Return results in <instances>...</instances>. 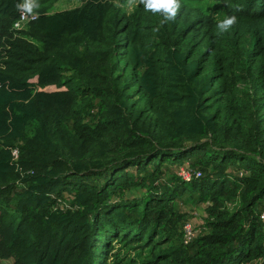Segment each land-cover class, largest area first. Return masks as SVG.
Returning a JSON list of instances; mask_svg holds the SVG:
<instances>
[{"label": "trees", "instance_id": "obj_1", "mask_svg": "<svg viewBox=\"0 0 264 264\" xmlns=\"http://www.w3.org/2000/svg\"><path fill=\"white\" fill-rule=\"evenodd\" d=\"M57 1L0 0V258L264 264V0Z\"/></svg>", "mask_w": 264, "mask_h": 264}, {"label": "rangeland", "instance_id": "obj_2", "mask_svg": "<svg viewBox=\"0 0 264 264\" xmlns=\"http://www.w3.org/2000/svg\"><path fill=\"white\" fill-rule=\"evenodd\" d=\"M81 1L82 0H58L55 3V5L53 6L52 10L53 11L54 10H62V9L71 8L74 6H79L82 3ZM136 2H137V0H128L127 3H125L123 5V8L125 9L126 12L131 13L136 6ZM20 28H23V25H21ZM182 209L189 211V213H190V210L194 211V213H191L190 221L183 225L184 241L185 242H191L199 234V230H200L199 227L203 222L202 221L203 215L202 216L199 215L198 212L201 213V211L195 210V208L191 209V207L188 208L186 206H183ZM188 228L191 229V235L189 237H187L188 236V234H187ZM131 255L135 259L133 262H129V258H124L123 260H120V258L116 259L115 256H113L112 257V264H117L116 260L121 261L119 264H141L140 259L138 258L137 255L134 254V252H132ZM13 262H14L13 258H10V259L0 258V264H13Z\"/></svg>", "mask_w": 264, "mask_h": 264}, {"label": "built area", "instance_id": "obj_3", "mask_svg": "<svg viewBox=\"0 0 264 264\" xmlns=\"http://www.w3.org/2000/svg\"><path fill=\"white\" fill-rule=\"evenodd\" d=\"M34 18H35V15H33V14L29 15L27 13H22L21 18L15 23V28L20 29L21 25H23V28L26 27V24H28V22ZM177 173L182 178V180H184V181H191L194 178H199L202 176L201 171L193 169L189 166L178 167ZM260 216H261V219L264 221V206L262 208ZM187 234H188L187 237H189L191 235V229L190 228H188Z\"/></svg>", "mask_w": 264, "mask_h": 264}]
</instances>
